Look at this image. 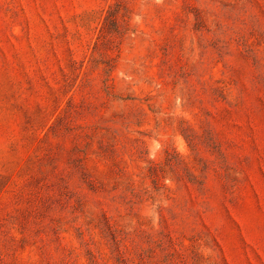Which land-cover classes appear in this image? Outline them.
<instances>
[{
  "label": "rangeland",
  "instance_id": "374dc122",
  "mask_svg": "<svg viewBox=\"0 0 264 264\" xmlns=\"http://www.w3.org/2000/svg\"><path fill=\"white\" fill-rule=\"evenodd\" d=\"M0 264H264V0H0Z\"/></svg>",
  "mask_w": 264,
  "mask_h": 264
}]
</instances>
